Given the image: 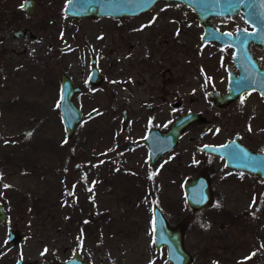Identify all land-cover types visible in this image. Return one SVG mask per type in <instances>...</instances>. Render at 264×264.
<instances>
[{
  "label": "rangeland",
  "instance_id": "obj_1",
  "mask_svg": "<svg viewBox=\"0 0 264 264\" xmlns=\"http://www.w3.org/2000/svg\"><path fill=\"white\" fill-rule=\"evenodd\" d=\"M21 2L0 0V264H8L4 251L13 248L4 244L7 225L23 234L27 264H59L74 250L94 264H164V247L151 241L153 204L168 227L182 225L189 264H264V184L229 174L215 158L220 177L210 182L207 205L190 209L182 190L184 177L208 166L202 154L203 163L190 164L197 144L222 142L251 123L244 138L264 149L257 133L263 98L244 93L217 108L205 95L225 91L232 48L202 41L183 4L159 1L136 16L74 19L62 12L64 0H34L32 13ZM210 23L233 30L243 22L231 15ZM17 27L31 35L15 37ZM87 44L102 74L95 84L86 80ZM253 52L264 62V48ZM60 72L80 86L71 99L82 117L71 136L56 106ZM188 109L204 121L187 126L178 144L147 164L135 138L151 125L165 129Z\"/></svg>",
  "mask_w": 264,
  "mask_h": 264
},
{
  "label": "water",
  "instance_id": "obj_2",
  "mask_svg": "<svg viewBox=\"0 0 264 264\" xmlns=\"http://www.w3.org/2000/svg\"><path fill=\"white\" fill-rule=\"evenodd\" d=\"M159 0H64L62 12L74 19L81 17L99 18L101 16L121 17L136 16L149 10ZM184 4L193 12L202 31L199 35L204 42L214 41L219 46L228 45L232 47L231 66L226 67V88L224 92L208 90L206 96L210 102L224 106L235 99L244 89H256L264 97V65H260V59L250 50L251 43L256 47L264 46V0H161ZM22 9L26 13L34 10V0H23ZM239 14L250 26L249 29L237 27L234 32L220 30L210 23L212 16L224 17ZM231 33L230 36L224 35ZM15 37L31 35L27 27H17L12 30ZM89 52V71L86 80L95 84L102 79L97 66V57L92 47L87 44ZM236 71H234L233 68ZM59 100L58 107L60 118L67 136L73 133L74 125L81 119L82 111L71 99L73 93L80 91V86L73 84L71 78L64 72L59 75ZM63 96V99L61 97ZM94 109L88 110L85 115L92 116ZM122 123L124 124L127 112L121 109ZM200 115L193 110L179 113L173 119L166 130L149 128L146 133L138 138L147 147V158L151 163L162 151L173 145L181 134L184 126ZM237 145L238 149L235 148ZM206 152L224 158L225 165L236 169H248L259 176H264V153L251 151L233 139L224 143H204L199 146ZM184 199L188 207L197 210L207 205L211 200L208 184L203 175L184 179ZM151 241L155 249L164 247V264H189V253L181 243L182 225L175 228L166 225L165 219L156 205L151 206ZM4 216L0 205V219ZM7 240L17 233L16 230H8ZM18 234V233H17ZM18 237L13 241L17 242ZM59 264H94L90 260L82 258L78 250Z\"/></svg>",
  "mask_w": 264,
  "mask_h": 264
},
{
  "label": "flooded vegetation",
  "instance_id": "obj_3",
  "mask_svg": "<svg viewBox=\"0 0 264 264\" xmlns=\"http://www.w3.org/2000/svg\"><path fill=\"white\" fill-rule=\"evenodd\" d=\"M23 1V0H22ZM159 1H161V0H159ZM159 1H157V2H155L154 3V5L153 6H155ZM163 2H166V1H163ZM172 3V2H171ZM173 3H175V2H173ZM177 4H180V3H177ZM184 5V4H183ZM152 6V7H153ZM151 7V8H152ZM187 7V6H186ZM21 8H22V2H21ZM189 8V7H188ZM235 16H240L239 14H235ZM241 17V16H240ZM241 20H242V25H236L235 27H234V29L233 30H229V29H220V30H229V31H231V32H234L235 31V29L237 28V27H241V28H246V29H249L250 28V26H249V24L247 23V22H245L242 18H241ZM209 21H210V19H209ZM200 25V24H199ZM201 26V25H200ZM201 29H202V27H201ZM219 29V28H218ZM202 31V30H201ZM249 47H250V50L252 51V53L254 54V52H253V48H264V46H262V47H256V46H254V44L253 43H251L250 45H249ZM230 48H232L231 46H230ZM255 55V54H254ZM256 57H258L259 59H260V61H259V63H260V65H264V62L262 61V58L260 57V56H257V55H255ZM234 71H236V70H234ZM101 73V72H100ZM102 75V74H101ZM225 88H226V81H225ZM208 91V90H207ZM206 91V92H207ZM206 92H205V95H206ZM251 92H255L257 95H259L261 98H263L264 99V97L262 96V95H260L259 93H258V91L256 90V89H249V90H247V89H244L239 95H238V97H236L235 99H237V98H239L242 94H244V93H251ZM235 99H233L232 101H234ZM208 101L210 102V100H209V98H208ZM231 101V102H232ZM230 102V101H229ZM228 102V103H229ZM212 105H214L215 107H217V108H225L227 105H228V103L227 104H225L224 106H218V105H216V104H214V103H212V102H210ZM122 108H125L126 109V112H127V117H126V120H125V122H124V124L122 123V114H121V109ZM188 110H190V109H188ZM194 112H197L198 114H199V112L198 111H196V110H193ZM120 122H121V129H125V125H126V123H127V121H128V115H129V113H128V110H127V108L125 107V106H122L121 108H120ZM179 113H182V112H179ZM178 113V114H179ZM178 114L174 117V118H176L177 116H178ZM200 115V114H199ZM174 118H172L171 119V121L169 122V124H168V126L165 128V129H160V128H158V127H156V126H153V125H151V126H149L146 130H145V132L143 133V135L146 133V131L149 129V128H151V127H154V128H156V129H158V130H166L169 126H170V124H171V122L173 121V119ZM200 118H201V120H199V119H194V120H192V121H190V122H188L185 126H184V128H183V130H182V132H181V134L178 136V138L176 139V141H175V143L173 144V145H171L169 148H167V149H165L164 151H162L151 163L148 161V158H147V147L145 146V144H143L142 142H140L139 140H137L138 138H140V137H142L143 135H141V136H139V137H136L135 138V142L136 143H139V144H141L142 146H144V149H145V154H146V162H147V164H149V165H151V164H153L161 155H163V153H166L167 151H169L170 149H172L176 144H178L179 143V141H180V138H181V136L184 134V130H185V128L187 127V126H189L191 123H193V122H198V123H200V121H204V118L200 115ZM256 122V121H255ZM260 131L259 132H257L258 133V135L259 136H264V120H262L261 121V123H260ZM252 125H251V123H247L246 124V126L242 129V131H234V132H232L231 133V135L229 136V137H227L225 140H223L222 142H216V143H224V142H227V141H229V140H234L236 143H239V144H242V145H244L245 147H247V148H249L251 151H255V152H262V153H264V149L262 148V141L260 142V141H258V139H256L258 142L257 143H254V142H256V141H252V140H255V139H250L249 138V141H248V139H246V138H244V134H246L247 132H253L252 131ZM247 135V134H246ZM250 136V135H249ZM191 138H193V137H189L188 139H191ZM204 143H212V142H201L200 144H197L196 146H195V150H196V154H194V152H193V154L190 156V159H191V165L192 166H195L196 164H199V163H203V161L205 160V164L206 165H208V166H206V168H205V171H199L198 173H196V174H194V175H191V176H189V177H184V179H187V178H192V177H195V176H197L198 174H201V175H203L204 176V178L206 179V181H207V184H208V188H209V192H210V195H211V198H212V193H211V190H210V182L212 183V181L213 180H215V179H218L219 177H220V172H218V170H214V166L212 165V161L215 159V158H217V159H219L220 161H221V163H222V165L227 169V171H228V173L229 174H232V175H236L237 177H239V176H241V178L240 179H242V178H244V180L245 181H247V180H249L251 183H253L254 184V186H256V185H262V184H264V176H259L257 173H255L254 171H250V170H248V169H244V168H241V169H236V168H233V167H229V166H227V165H225V163H224V158L223 157H220V156H218V155H215V154H212V153H209V152H206V151H204V150H202V149H199V146L201 145V144H204ZM216 143H214L213 142V144H216ZM263 146H264V143H263ZM235 148L236 149H238V147H237V145L235 146ZM204 155V160L202 161L201 160V158H199V155ZM178 159L181 161V155H178ZM232 172H236V173H238V174H234V173H232ZM239 175V176H238ZM227 176H230V175H227ZM184 179L182 180V186H183V181H184ZM182 190H183V188H182ZM184 193V192H183ZM0 205L2 206V211H3V214H4V216H3V218L2 219H0V221H2L3 219H6V213H5V211H4V208H3V205L0 203ZM154 205V204H153ZM152 206V205H151ZM150 209H151V207H150ZM164 217V216H163ZM16 230L17 231V233L18 234H20V236H19V238H18V241L17 242H14L13 241V238L14 237H18V234L17 233H15L12 237H11V239H9V240H7V237L9 236L8 234V230ZM5 230H6V236H5V238H4V244H5V246H8V245H10V246H12L13 248L12 249H5V251L4 252H6L5 253V256L4 257H6L5 258V261H4V263H8V264H27V260L25 259V253H24V248H21L20 247V241L23 239V234L20 232V230L19 229H17V228H12L11 226H9V225H7L6 226V228H5ZM7 240V243H5V241ZM15 246H18V247H16V248H14ZM13 250H14V252H13ZM80 253V252H79ZM4 255V253H0V256H3ZM71 254H69V256H70ZM69 256H67V257H69ZM80 256H81V254H80ZM66 257V258H67ZM82 257V256H81ZM83 258V257H82ZM63 259H65V258H63ZM63 259H61V260H63ZM86 259V258H85ZM61 260H59V261H61ZM92 262V261H91ZM59 263V262H58Z\"/></svg>",
  "mask_w": 264,
  "mask_h": 264
},
{
  "label": "snow or ice",
  "instance_id": "obj_4",
  "mask_svg": "<svg viewBox=\"0 0 264 264\" xmlns=\"http://www.w3.org/2000/svg\"><path fill=\"white\" fill-rule=\"evenodd\" d=\"M224 35H228V36H230L231 35V33H225ZM61 99H63V96L61 97ZM57 107H60V104L59 103H57V105H56ZM4 187L6 188V187H9L8 185H4ZM253 203H255V198L253 199ZM5 243H7V240L5 241ZM47 251H48V249L47 248H45L44 250H43V252L41 253V255H44V254H46L47 253Z\"/></svg>",
  "mask_w": 264,
  "mask_h": 264
},
{
  "label": "trees",
  "instance_id": "obj_5",
  "mask_svg": "<svg viewBox=\"0 0 264 264\" xmlns=\"http://www.w3.org/2000/svg\"><path fill=\"white\" fill-rule=\"evenodd\" d=\"M36 202H37V199H36Z\"/></svg>",
  "mask_w": 264,
  "mask_h": 264
}]
</instances>
